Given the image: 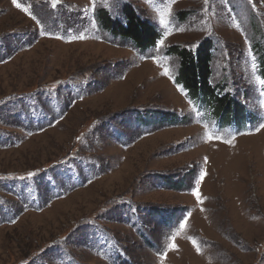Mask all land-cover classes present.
I'll list each match as a JSON object with an SVG mask.
<instances>
[{
    "label": "rangeland",
    "instance_id": "374dc122",
    "mask_svg": "<svg viewBox=\"0 0 264 264\" xmlns=\"http://www.w3.org/2000/svg\"><path fill=\"white\" fill-rule=\"evenodd\" d=\"M17 2L36 20L0 0V264H264V0ZM125 3L162 46L103 24ZM208 40L219 110L166 53Z\"/></svg>",
    "mask_w": 264,
    "mask_h": 264
},
{
    "label": "trees",
    "instance_id": "16d2710c",
    "mask_svg": "<svg viewBox=\"0 0 264 264\" xmlns=\"http://www.w3.org/2000/svg\"><path fill=\"white\" fill-rule=\"evenodd\" d=\"M122 15L126 21L125 23L113 24L105 16L103 24L106 23L118 35L135 42L139 48H146L153 45L159 39L160 36L156 28L150 22L142 19L133 6L127 3L123 4ZM198 44L196 51L175 46L169 48L167 52L177 56L180 61L179 83L192 96L200 97V94L203 93L212 105L216 104L215 109L219 110L227 102L224 98H216L214 95L215 89L211 86L213 75L212 64L214 60L213 41L208 40ZM223 88L226 89L225 87ZM1 185L4 186V182Z\"/></svg>",
    "mask_w": 264,
    "mask_h": 264
},
{
    "label": "snow or ice",
    "instance_id": "6c2138e0",
    "mask_svg": "<svg viewBox=\"0 0 264 264\" xmlns=\"http://www.w3.org/2000/svg\"><path fill=\"white\" fill-rule=\"evenodd\" d=\"M58 2H59V0H53L52 7L55 8V7L57 6V3H58ZM207 2H208V0H205V3H207ZM13 3L15 4V6H16L17 8H20L22 11H24V12L27 13L29 16H31V18H32L33 20H36V17L33 16V15L31 14V12L29 11V7H23L21 3H18V2H17V0H13ZM172 3H175V0H172ZM248 3H249V4H253V0H248ZM171 12H172L171 4H169V5L167 6L166 9H164V10L161 11V13H160V17H161L160 22H161V24L167 25V23H168V19H167V17H168L169 15H171ZM78 38H79V39H83L84 37H83V36H80V37H78ZM165 38H166V37H165ZM163 44H164V39L162 38V39H160V40L158 41V45L162 46ZM162 74H163L164 76L169 77V79H172V78H173V77L171 76L170 71H169V69H168L167 67H164V70H163V73H162ZM260 83H261L262 85H264V79L260 80ZM179 90H180L181 92H183V89H182V88L179 89ZM260 127L264 128V124H261ZM30 175H32V174L30 173ZM205 175H206V173H204V172H202V173L200 174L199 179L196 181V188L193 190V195L196 197V199H197V201H198L199 203H203V199H202V197H201V193L199 192V185H200V182L204 179V176H205ZM180 227L183 228V227H184V224L182 223V224L180 225ZM174 238H175V237H173V239H174ZM193 243L195 244L196 242L193 241ZM175 247H176V245H175V244H172V248H175ZM196 250H197V252H199V251H200L199 247H197Z\"/></svg>",
    "mask_w": 264,
    "mask_h": 264
},
{
    "label": "bare ground",
    "instance_id": "6f19581e",
    "mask_svg": "<svg viewBox=\"0 0 264 264\" xmlns=\"http://www.w3.org/2000/svg\"><path fill=\"white\" fill-rule=\"evenodd\" d=\"M137 229V228H136Z\"/></svg>",
    "mask_w": 264,
    "mask_h": 264
}]
</instances>
